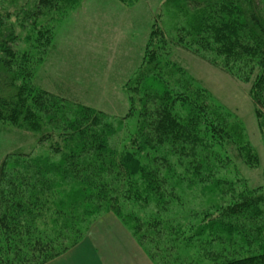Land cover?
<instances>
[{"label":"trees","instance_id":"trees-1","mask_svg":"<svg viewBox=\"0 0 264 264\" xmlns=\"http://www.w3.org/2000/svg\"><path fill=\"white\" fill-rule=\"evenodd\" d=\"M79 2L0 0V124L37 134L52 154L0 164V264H45L82 241L90 218L106 213L134 237L141 230L177 237L178 227L158 216L173 194L175 167L190 168L192 180L204 184L217 172L224 144L243 140L230 115L165 57L161 30L156 49L149 41L145 62L124 86L128 108L119 120L37 87L34 70L52 45L54 26ZM166 8L191 18L176 29L185 33L176 35L183 48L208 53L204 58L224 70L240 63L251 73L258 68L250 96L264 127V0H167ZM129 117L133 131L120 140ZM220 183L213 180L212 188L223 194ZM263 190L200 213L187 232L195 234L169 249L184 250L201 236L185 249L203 251L202 264H264ZM139 237L143 245L145 235ZM163 255L157 263L171 264Z\"/></svg>","mask_w":264,"mask_h":264},{"label":"rangeland","instance_id":"rangeland-1","mask_svg":"<svg viewBox=\"0 0 264 264\" xmlns=\"http://www.w3.org/2000/svg\"><path fill=\"white\" fill-rule=\"evenodd\" d=\"M166 1L80 0L73 11L55 24L52 45L35 67L32 81L50 93L91 106L119 120L128 108L124 86L140 71L149 41L156 49V29L161 30L168 43L165 57L184 69L193 86L204 90L208 98L230 115V121L241 128L242 143L237 147L224 144L223 150H219L222 162L216 167L213 178L204 184L192 180L190 168L175 167L177 175L170 182L173 194L166 199L167 205L158 216L178 227L177 237L174 232L170 234V230L159 237L141 230L136 234L138 238L145 235L141 245L113 214L106 213L90 218L82 241L45 264L66 258L69 264L86 263L90 260L89 244L94 245L104 264H158L163 254L171 264H192L196 259L197 264H202L200 252L203 251L195 254L185 248L190 243L201 242L204 237H192L184 250H170L169 246L177 245V249L181 238L195 234L193 230L187 232L189 227L199 223L200 213L217 204L223 206L232 197L242 201L252 193H262L264 127L250 96L258 68L254 67L251 73L240 63L224 70L218 63L212 64L204 58L210 57L208 53L180 46L176 35L185 33H177L176 29L185 26L191 18L189 15L174 17L166 8ZM3 7L0 6V12L4 11ZM260 111L264 114L262 109ZM134 123L133 117L123 120L118 134L120 140L133 131ZM38 138L37 134L0 124V164L6 157L11 158L10 162H26L27 156L50 157L48 143L39 142ZM249 152L251 160L244 155ZM213 180L222 181L219 186L224 189L223 194L212 188ZM158 243L160 247L156 246ZM166 243L167 252H164L162 247ZM174 254L180 256L178 262H174Z\"/></svg>","mask_w":264,"mask_h":264},{"label":"crops","instance_id":"crops-1","mask_svg":"<svg viewBox=\"0 0 264 264\" xmlns=\"http://www.w3.org/2000/svg\"><path fill=\"white\" fill-rule=\"evenodd\" d=\"M89 248H90V250L92 252V253L89 252V254H90V256H89L90 260L89 261L91 263L88 260H86V263L83 262V264H104L103 263V259L98 255L94 245L89 244ZM51 262H53V261H51ZM68 262H69V258H66V259H62V260L60 259V260L54 261L52 264H69Z\"/></svg>","mask_w":264,"mask_h":264}]
</instances>
